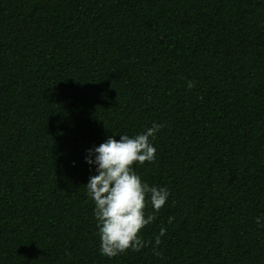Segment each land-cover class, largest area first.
I'll return each mask as SVG.
<instances>
[{"label": "trees", "instance_id": "obj_1", "mask_svg": "<svg viewBox=\"0 0 264 264\" xmlns=\"http://www.w3.org/2000/svg\"><path fill=\"white\" fill-rule=\"evenodd\" d=\"M153 124L162 255L109 259L86 150ZM261 214L264 0H0V264H264Z\"/></svg>", "mask_w": 264, "mask_h": 264}, {"label": "clouds", "instance_id": "obj_2", "mask_svg": "<svg viewBox=\"0 0 264 264\" xmlns=\"http://www.w3.org/2000/svg\"><path fill=\"white\" fill-rule=\"evenodd\" d=\"M187 87H194V82L187 81ZM162 127L153 124L134 136L118 132L86 150L85 163L90 170L94 168L95 174L89 176L85 185L94 205L102 256L111 259L129 250L140 252L149 247L155 256L162 255L160 247L167 236V228L162 226L152 240H145L142 230L157 220L169 200L170 191L149 184L135 170L136 165L155 162L157 149L153 142ZM117 135L119 139L115 138ZM149 205L150 212L146 211ZM173 219L168 217L167 224ZM254 220L258 227L264 228V214Z\"/></svg>", "mask_w": 264, "mask_h": 264}]
</instances>
